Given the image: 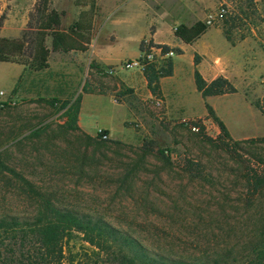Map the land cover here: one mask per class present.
Here are the masks:
<instances>
[{
    "label": "rangeland",
    "instance_id": "obj_1",
    "mask_svg": "<svg viewBox=\"0 0 264 264\" xmlns=\"http://www.w3.org/2000/svg\"><path fill=\"white\" fill-rule=\"evenodd\" d=\"M34 1L0 0L1 37H20ZM90 2L96 8L92 45L79 70L69 65L71 56L51 52L46 70L24 67L10 88L19 69L0 62V217L33 215L34 191L58 208L101 218L166 256L246 260L264 242V186L252 196L247 185L250 176L264 178V115L252 105L264 103V0H51V7L64 12L66 29ZM209 15L202 42L214 53L236 57L226 41L243 40L249 50L245 81L235 70L236 92L207 103L230 139L219 138L207 115L192 117L205 112L193 84L192 47L175 58L176 92L190 103L181 117L157 109L144 87L120 81L123 74L141 73L121 69L122 60L97 64L92 55L95 43L116 42L117 57L137 55L145 41L137 38L155 22L158 39L177 43L171 29ZM200 66L205 74L207 67ZM83 88L92 94L81 104L83 130H70L64 112L82 98ZM197 119L205 124L199 133L188 123ZM97 127L110 130L106 139Z\"/></svg>",
    "mask_w": 264,
    "mask_h": 264
},
{
    "label": "trees",
    "instance_id": "obj_2",
    "mask_svg": "<svg viewBox=\"0 0 264 264\" xmlns=\"http://www.w3.org/2000/svg\"><path fill=\"white\" fill-rule=\"evenodd\" d=\"M63 11L51 7V0H35L32 14L28 15L26 29L18 38L0 36V62L14 63L38 72L48 68L51 52L68 53L86 51L91 40L95 5L90 2L87 10L78 13L77 20L66 29L61 27ZM5 17L0 14V28ZM208 29L202 21L191 25L178 24L173 35L185 44H191ZM153 33V28H150ZM49 40V46L47 41ZM226 40H229L226 37ZM151 46L166 52L171 47L164 44ZM144 41L139 45L143 49ZM179 51V50H175ZM26 57L23 59L22 57ZM195 64L198 58H194ZM172 60L163 61L158 67L149 66L143 72L147 87L154 97H159L158 81L171 74ZM194 85L205 99L236 92L224 77L218 76L207 82L195 69ZM83 93H88L85 88ZM161 98V97H160ZM81 95L65 109L66 127L78 130L77 118ZM68 104L65 102L64 107ZM252 105L264 115V103ZM207 116L218 126L220 139H230L224 123L215 116L213 109L204 102ZM107 134V130H102ZM253 196L264 186V178L250 176L247 180ZM30 187V185H29ZM32 191V190H31ZM38 199L36 212L31 216L0 217V264H264V242L251 252L246 260L237 263L229 255L213 258L208 262L187 261L183 258L166 256L142 246L130 235L119 231L101 218L73 210L61 209L46 198L32 191ZM74 239L84 245L77 248ZM4 241H7L5 243ZM86 247V248H85ZM79 257V259H77Z\"/></svg>",
    "mask_w": 264,
    "mask_h": 264
},
{
    "label": "crops",
    "instance_id": "obj_3",
    "mask_svg": "<svg viewBox=\"0 0 264 264\" xmlns=\"http://www.w3.org/2000/svg\"><path fill=\"white\" fill-rule=\"evenodd\" d=\"M35 2V1H34ZM116 4H114L115 6ZM82 11V10H81ZM80 12V11H79ZM78 17V14H77ZM77 20V19H76ZM131 20V19H130ZM155 26H153V33H150V30H148V34H143L141 35L139 38H137V43L145 38V41H151L154 44H164L167 45L171 48H174L175 50H179L176 54V56L174 58H172V67H171V74L169 76L166 77H162L159 79L158 81V90H159V94L161 97H163L164 101H163V111L164 114L168 117H181V114L184 113L186 111V109L190 106V103L187 101V98L182 96L180 93L176 92V88H178V78L179 75L176 73V63H175V58L177 57H181L184 53V50L186 49V47L191 48L192 47V55H190L191 57V66H192V77L194 74L195 69L199 72V74L204 78L205 81L209 82L211 80H213L214 78L218 77V76H222L224 78H226L231 84L233 83V74L235 73V70H239L241 71V76L244 78L246 77L245 72L247 71V60H249V50H245L243 49V47H245V42L242 40L239 43H235V44H229L226 40V45L228 47V49L233 48L237 54L236 57H233L232 55L230 56H221L218 55L216 53H214V48L212 46H208L206 44H204L202 42V37L205 35V33L203 35H201L198 39H196L194 42H192L191 44H185L184 42H182L180 39L176 38L177 43H169L166 42L164 40H160L158 39L157 36V32H158V27L160 26V24H158L157 22H155L154 24ZM152 25L149 27L151 28ZM174 30L171 29V31ZM173 32V31H172ZM201 41V42H200ZM117 43V42H116ZM114 43V45L116 44ZM92 44H88V49L86 51H71L68 53H63L66 55L71 56L69 62V65H72L75 69L79 70V67L82 66L83 62L85 61V55L87 53H89ZM113 44L111 45H105V46H96L95 43V49L93 52V58L96 61L97 64H105V65H113L116 64L118 62H120L121 60H127V59H131L136 57L138 53H136L137 55L132 56V57H128V58H122V57H117V47L118 45L114 46ZM139 48V47H138ZM98 49H101L100 51ZM245 52H248L247 56H245ZM57 53H62V52H57ZM195 56L198 58V62L197 64H195L194 58ZM89 59V57L87 58ZM14 64V63H11ZM205 65V67H207V69L205 70V75L204 72L201 70V66L200 65ZM17 65V68L19 69L18 73L14 76V78H12L11 82H10V88L11 86H14L16 80L18 79L19 75L21 74V72L23 71V66L22 65H18V64H14ZM120 81L123 85H127V87H131V88H138V87H144V95L147 98H151L153 95L150 92V90L147 87V82L146 79L143 75L141 74H137V73H126L123 74L122 76H120ZM245 81V78L244 80ZM193 84H194V78H193ZM234 85V84H233ZM175 87V89H174ZM195 87V85H194ZM235 88V86H233ZM9 88V89H10ZM196 90V87H195ZM197 91V90H196ZM197 93H199L197 91ZM200 97L201 94L199 93ZM86 96H92V94L90 93H83V96L81 98L80 101V106H79V112H78V118H77V126L78 128L83 130L82 127V116H81V104L82 101L84 99V97ZM213 97H206L205 99H203L201 97V100L204 102L208 103L209 99ZM207 115L206 109L205 112L200 114V115H194L192 117H201ZM97 129H101V130H108L110 133V130L106 127H97ZM228 133L230 134L228 128H227ZM87 133V132H86ZM231 135V134H230Z\"/></svg>",
    "mask_w": 264,
    "mask_h": 264
},
{
    "label": "built area",
    "instance_id": "obj_4",
    "mask_svg": "<svg viewBox=\"0 0 264 264\" xmlns=\"http://www.w3.org/2000/svg\"><path fill=\"white\" fill-rule=\"evenodd\" d=\"M224 10L221 8L218 11L219 17H221ZM212 16L209 15L208 19L205 23L209 26ZM175 29V27H174ZM176 53L172 48L167 50L166 52H162L161 48H157L155 46H151L148 41H144L143 49L139 51V54L131 59L124 60L120 63V68L123 70H135L141 74L145 71L149 66L158 67L163 61L171 59V57L175 56ZM153 105L161 110L163 108V101L160 97L153 98ZM189 123V129L192 132L199 133L205 127L204 121L197 119L191 120ZM97 134L101 139H106L107 134L102 133L101 129L97 130Z\"/></svg>",
    "mask_w": 264,
    "mask_h": 264
}]
</instances>
